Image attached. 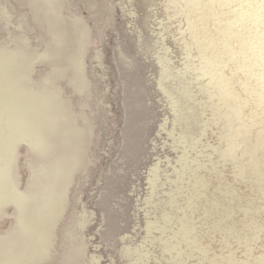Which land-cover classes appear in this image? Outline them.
I'll list each match as a JSON object with an SVG mask.
<instances>
[{"label":"rangeland","instance_id":"obj_1","mask_svg":"<svg viewBox=\"0 0 264 264\" xmlns=\"http://www.w3.org/2000/svg\"><path fill=\"white\" fill-rule=\"evenodd\" d=\"M64 2L65 16L87 28V86L72 93L62 80L61 95L90 133L45 256L4 250L49 238L45 207L54 211L48 195L60 192L29 185L52 121L51 98L38 91L50 67L29 59L30 84L24 59L2 49L19 27L31 57L42 32L24 0H0V264H70V242L81 246L74 264H264V0ZM133 108L143 119L137 136Z\"/></svg>","mask_w":264,"mask_h":264},{"label":"water","instance_id":"obj_2","mask_svg":"<svg viewBox=\"0 0 264 264\" xmlns=\"http://www.w3.org/2000/svg\"><path fill=\"white\" fill-rule=\"evenodd\" d=\"M25 3L30 5V3L33 0H24ZM37 1V0H36ZM39 3V2H38ZM35 10V6L33 7ZM39 12L43 14L44 20L42 22V36H43V49L46 48L48 52V56L46 59V64L49 65V71L51 72L49 74V79L51 86L56 91L57 94H62L63 90L60 86V81L66 80L72 87L71 91L74 93V88H79V78H83L81 71L78 72V74L74 71V63L72 64V60L76 58V56L82 55L81 52L84 49L85 46V37L87 34V28L85 24L73 15L71 16H65L67 14V6L66 2L64 0H45V2L42 4V1L39 3ZM30 10V9H29ZM5 11V10H4ZM71 19H74L72 21ZM34 21V19H33ZM6 26H8V23H6ZM17 31L25 32L23 30H20L19 27H17ZM23 35V34H22ZM6 42V40H5ZM11 47H14L16 49H19L23 52V57H20L21 59H24V61H20V67L21 71L26 77L28 78L29 83H35L37 80H34L31 78L32 71L30 65L27 64V60L30 59V56H26L24 54L25 48H23L19 43L13 44ZM4 49V48H2ZM81 51V52H80ZM78 52V53H77ZM80 52V53H79ZM75 54V55H74ZM74 56V57H73ZM73 57V59H71ZM45 59V58H44ZM126 67V76H124L126 82H127V90L129 93V98L131 102H134L135 105H140L142 103L141 100V93L138 87L130 81L131 70L129 63L126 59H124ZM47 65V66H48ZM128 69V70H127ZM48 76V75H46ZM86 83L84 80L82 90L78 93H83L86 89ZM55 100V98H53ZM140 100V102H138ZM51 110L54 113H63L65 115V120L60 121H50L48 129L44 130L45 132V139L46 143L49 144L50 148H52V151L49 153L57 152V157L54 159L62 158L63 162H66L68 159L72 161V164L68 166L70 168L69 170L71 173H69V177L64 180L61 186L60 194L56 198V208L55 213L52 215V222L53 228H50V231H48L49 234V241H48V252L47 255H51V250L53 248L54 243V230L57 224V221L59 217L63 214V212L67 209V187H69V184L71 182L72 175L76 170L79 169V167L82 166L85 152H86V145H87V138L89 136L90 130L89 126L87 125L86 119L82 115L81 111H78L73 108V106L68 101H62L61 103L59 101H54V107L51 104L50 106ZM142 109V108H141ZM129 113L130 120H131V126L130 131L136 130L134 136L137 134H140L139 126H141L142 123V114L141 113H134L133 110H130L127 112ZM52 118V117H51ZM75 127L80 128V135L78 136L74 131ZM53 128L56 130L53 135H50L52 133ZM73 132L72 139L68 135ZM57 133V134H56ZM136 135V136H137ZM48 139H50L48 141ZM46 145V144H45ZM136 146V141L131 140V142H128V148L133 149ZM49 148V149H50ZM113 195V194H112ZM109 195V199H113V196ZM111 196V197H110ZM108 199V200H109ZM59 202V203H58ZM59 215V216H58ZM49 227V224H47ZM111 227V224L109 225ZM108 226V227H109ZM73 237V235H72ZM17 241V240H16ZM66 241L69 242V240L66 239ZM75 242V241H74ZM69 260L70 264H74L73 260L79 257L81 246L80 244L71 243L69 246ZM46 255V256H47ZM45 264V263H43Z\"/></svg>","mask_w":264,"mask_h":264},{"label":"bare ground","instance_id":"obj_3","mask_svg":"<svg viewBox=\"0 0 264 264\" xmlns=\"http://www.w3.org/2000/svg\"><path fill=\"white\" fill-rule=\"evenodd\" d=\"M41 1H42V4L45 2V0H37V1L33 0L30 3V5H29V9H30L29 12L31 13V16L34 19V22L37 24L36 27H37V29H39L40 32L42 31V22L45 21L44 17H43V14L40 13L39 9H38L39 8V3ZM34 6H35V10L33 9ZM4 12H5L4 9L0 8V14H1L0 16H1V18L3 19V21H4L5 25H6L8 20H7V14L4 13ZM71 20L75 22L74 19H71ZM39 41H40V39H39ZM15 43H19L23 48H25L27 50L26 45H28V37H26V33L19 31V34L17 36H14L11 40H8L2 46V48H4L6 51H11L14 55L23 57L24 55H23V52L21 50L16 49L14 47H11ZM42 47H43V45L41 46V49H42ZM46 50H47L46 48L40 50V52H37L35 55L31 56L30 60L33 57H42V58L47 59V57H49V56H48V52ZM73 57L71 59H73ZM28 60L26 61L27 64L30 63ZM81 61H82V55H79V54L76 56L75 59L72 60V64L73 63L75 64L74 65V71L77 74L80 71L79 69L81 68ZM43 83L44 84L46 83V86L43 87V89L38 90V91L46 92L50 96L51 104L53 105V107H54V101L55 100L59 101L60 103L62 101H64L62 95L57 94L56 91L51 86L49 78H46L43 81ZM78 83H79V88H74V89L76 91L80 92L82 90V87H83L84 79L83 78H79ZM53 98H55V100ZM51 113H53L52 110H51ZM51 117H52V121H56L57 117H58L57 120H60V121L65 120V115L63 113H57L56 112V114L54 113V115L51 114ZM75 128L76 129H75L74 132L78 136H81L80 135V128H78V127H75ZM47 131H49V133H50V130H47ZM55 131L56 130L53 128L52 133L50 135H53L55 133ZM43 132H45V131L43 130ZM43 132L41 134V141H40L41 142L40 146H42V148L39 149L40 157L37 158V163H33L34 167H32V168L34 169V172H30L31 175H32V179H31L30 184H29L30 186L32 185L31 188H33V187L37 188L39 190V195H41V196L45 195L44 192H48L49 193V191H50V192L54 193L55 189H57L58 192H60V189H61V186H62V183H63V178L65 180L66 177L67 178L69 177V173H71V171L69 170L70 168H68V166L70 164H72V161L70 159H68L66 162H63L62 158H59L58 160L54 159V158L53 159H49V160L45 159V156L49 155V152L52 151V148H50L48 143H46V145L44 144L45 133H43ZM72 136H73V132H71L68 135V138L70 137L72 139ZM43 147H46V148H43ZM41 150H42V152H40ZM10 169H11V165L8 168V172L9 173H10ZM43 181H44V183H42ZM21 196H23V194H21ZM48 196H52L51 201L52 202L54 201V204H55V200H56L57 196H53V195H48ZM40 201L39 202H34V203H37V205L39 206L40 205ZM38 206H37V208H38ZM40 207L44 208L43 206H40ZM38 209H36V210H38ZM47 210H49V212H50L49 214L46 213ZM54 213H55V210L51 211V209L49 208V205L46 204L45 215L46 216H52ZM65 235L66 234H64V236ZM66 239L69 240V236L68 235H67ZM14 240H13V243L16 246H14V245L13 246L12 245H10V246L6 245L4 250L6 248L9 249V247H12L11 249H13V250H18V249L20 251L25 250V253L28 254V255L29 254H35L36 252H39V251L44 252L45 256L47 255L48 246H49L48 245L49 239H48L47 235H41L39 237V240L41 242L40 245H37L36 242L33 243V242H31L30 240H27V239L26 240L23 239V240L17 241V242H15ZM6 242H10V241L7 240ZM3 247L0 246V251L3 249Z\"/></svg>","mask_w":264,"mask_h":264}]
</instances>
